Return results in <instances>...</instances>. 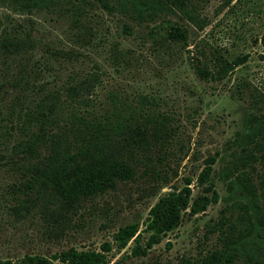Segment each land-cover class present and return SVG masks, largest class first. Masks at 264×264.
<instances>
[{
	"label": "rangeland",
	"instance_id": "374dc122",
	"mask_svg": "<svg viewBox=\"0 0 264 264\" xmlns=\"http://www.w3.org/2000/svg\"><path fill=\"white\" fill-rule=\"evenodd\" d=\"M0 18L31 43L15 54L0 50V264L24 256L62 264L52 256L68 247L101 251L103 244L110 246L107 264H208L219 249V234L209 226L234 218L243 202L231 176L223 177L226 162L241 147L255 152L244 140L250 116L263 112L256 104L264 105V0H180L173 14L139 25L96 4L77 24L57 7L29 14L0 7ZM171 27L180 31L168 36ZM212 54L241 63L220 81L200 79L191 60ZM86 75L98 79L88 94L90 108L106 107L110 95L132 104L143 96L166 134L147 151L136 150L141 161L133 163L132 179L74 210L32 202L21 184L24 160L10 151L25 138L18 128L43 95L64 98V87ZM210 159L208 177L198 181ZM263 168L254 162L255 186L264 181ZM186 182L191 198L210 195L204 190L211 182L215 200L196 214L182 212L178 225L143 255L129 253L131 241L120 251L114 247L119 227L142 228L149 207Z\"/></svg>",
	"mask_w": 264,
	"mask_h": 264
},
{
	"label": "trees",
	"instance_id": "16d2710c",
	"mask_svg": "<svg viewBox=\"0 0 264 264\" xmlns=\"http://www.w3.org/2000/svg\"><path fill=\"white\" fill-rule=\"evenodd\" d=\"M179 1L0 0V7L17 14L63 8L70 12L72 23H76L75 18L87 6L96 4L109 15L124 16L139 25L173 14ZM178 31V28L171 27L167 35ZM162 36L157 40L159 43ZM260 41L264 47V34ZM30 45L28 36L19 37L0 18V50L15 54ZM206 59L193 58L190 67L200 79L209 81H220L241 63L214 54ZM97 80L95 75H86L68 84L64 87V98H60L58 93L43 95L26 113L23 126L18 128L23 130L25 138L13 143L10 151L11 155H18L24 160L21 184L32 202L36 198L44 199L56 208L74 210L82 201L113 189L118 181L132 179L133 163L141 161L137 159L136 150L147 151L153 142L161 141L166 134L161 118L157 120L148 104L145 105L146 101L142 100L143 96L132 104L110 95L106 107L99 110L90 108L88 94ZM256 109L263 112L250 116L244 141L258 153L250 150L242 153L241 147L237 155H231L223 172V177L231 176L232 186L235 184L242 194L243 202L239 203L241 211L234 218L230 219L228 215L209 226L219 234V249L213 252L208 264H233L240 257L242 264H264V181L259 179L255 186L251 176L254 162L264 163V105L256 104ZM41 149L44 150L42 155ZM212 161L210 159L200 171L198 181L201 177H208ZM188 184L186 182L181 188L169 191L151 205L142 228L138 229L136 223L119 227L113 236L114 247L120 251L131 241V245L126 247L129 253L143 255L152 244L159 242L166 232L178 225L182 212L196 214L208 202L215 200L211 182L204 190L205 193L211 190L210 195L198 194L193 198L190 197ZM142 233L145 235L142 236ZM101 247V251L68 247L53 255L52 259L62 264H107L109 260L105 252L110 246L103 244ZM15 264L50 262L24 256Z\"/></svg>",
	"mask_w": 264,
	"mask_h": 264
}]
</instances>
